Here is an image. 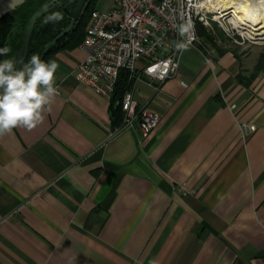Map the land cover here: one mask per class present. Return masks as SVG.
<instances>
[{
  "label": "crops",
  "instance_id": "0c3cea01",
  "mask_svg": "<svg viewBox=\"0 0 264 264\" xmlns=\"http://www.w3.org/2000/svg\"><path fill=\"white\" fill-rule=\"evenodd\" d=\"M84 58L53 54L51 110L0 137V264H264V74L189 47L175 77L133 85L160 118L142 141L112 136L110 99L75 80Z\"/></svg>",
  "mask_w": 264,
  "mask_h": 264
},
{
  "label": "built area",
  "instance_id": "2783aa9c",
  "mask_svg": "<svg viewBox=\"0 0 264 264\" xmlns=\"http://www.w3.org/2000/svg\"><path fill=\"white\" fill-rule=\"evenodd\" d=\"M111 1L114 7L108 13H91L79 46L85 58L74 72L79 85L108 99L114 93L120 72L128 73L130 86L121 101L123 120L113 129L112 136L135 129L142 141L153 135L160 118L145 107L138 109L132 87L144 79L149 86L158 88L175 77L181 57L175 43L183 39L177 31L180 24L192 23L195 39L190 47L199 50L196 25L205 29L216 26L235 43L236 36L243 42L254 43L248 38L247 26L235 17L238 0ZM208 50L209 54L214 52ZM241 131L246 136L253 129L242 124Z\"/></svg>",
  "mask_w": 264,
  "mask_h": 264
},
{
  "label": "trees",
  "instance_id": "16d2710c",
  "mask_svg": "<svg viewBox=\"0 0 264 264\" xmlns=\"http://www.w3.org/2000/svg\"><path fill=\"white\" fill-rule=\"evenodd\" d=\"M71 1L73 0H57V3H53V0H28L13 12L3 17L0 20V48L8 47L11 51L7 56L0 55V61L12 59L17 63V65L20 64L22 66L30 61L32 55L41 56L45 47L69 25L71 21V14L75 9V6L66 8V5ZM58 3L60 5H58ZM92 5L93 1L88 0V3L86 4L85 9L75 27L66 35V37H64L50 50L45 57L44 62H47V60L56 52L80 46L85 36V29L90 15L94 11V7ZM41 8H46L47 12L34 27L30 38L28 55L25 59H22L25 27L32 15ZM54 12L61 13L63 19L58 22L45 23V19ZM196 33L199 38L204 40V45H208L210 47L213 46L214 38L207 30H205V28L200 25H196ZM200 50L203 51L202 46L200 47ZM215 53L216 56L219 57L225 52L215 49ZM259 74H264V53L259 55L257 63L254 66V70L250 74L249 81ZM237 79L244 85L249 83H245L240 74L237 76ZM129 86L130 83L128 73L124 71L120 72L114 93L110 98L113 128L120 126L123 120L121 101L124 94L129 89Z\"/></svg>",
  "mask_w": 264,
  "mask_h": 264
},
{
  "label": "clouds",
  "instance_id": "9594fccd",
  "mask_svg": "<svg viewBox=\"0 0 264 264\" xmlns=\"http://www.w3.org/2000/svg\"><path fill=\"white\" fill-rule=\"evenodd\" d=\"M62 19L61 13L54 12L45 23ZM177 31L183 39L175 43V49L182 54L195 39L194 28L187 21ZM10 51L8 47L0 48V55L7 56ZM58 68L55 60L46 63L39 55H32L19 68L12 59L0 61V137L17 128L32 130L43 122L44 113L51 110L58 95L55 86Z\"/></svg>",
  "mask_w": 264,
  "mask_h": 264
},
{
  "label": "rangeland",
  "instance_id": "374dc122",
  "mask_svg": "<svg viewBox=\"0 0 264 264\" xmlns=\"http://www.w3.org/2000/svg\"><path fill=\"white\" fill-rule=\"evenodd\" d=\"M94 10H97L101 13H108L111 9H113L114 4L111 0H92ZM89 22V20H88ZM207 30L212 37L214 38L213 46L210 47L208 45H204V40L200 38V44L203 47V53L210 58L216 56L215 49H219L222 52H232L238 58V61L241 63V67L243 68V73L248 75L253 72L254 66L257 63L258 57L261 53H264V46L256 45L251 42H243L237 36L234 40L227 38L222 30L216 26H211V28L205 29ZM214 49V52L210 53L208 49ZM144 80V79H143Z\"/></svg>",
  "mask_w": 264,
  "mask_h": 264
},
{
  "label": "water",
  "instance_id": "95a60500",
  "mask_svg": "<svg viewBox=\"0 0 264 264\" xmlns=\"http://www.w3.org/2000/svg\"><path fill=\"white\" fill-rule=\"evenodd\" d=\"M28 0H0V20L13 12L15 9H17L19 6L24 4ZM53 3H57V0H53ZM88 3V0H73L69 4L66 5V8L75 6V9L73 13L71 14V21L67 28L60 33L56 38H54L44 49L42 52L40 58L44 61L47 54L50 52V50L58 43L60 42L66 35L72 31V29L75 27L76 23L79 21L86 4ZM58 5H60L58 3ZM47 9L41 8L37 12H35L30 20L28 21L25 31H24V39H23V53H22V59H25L29 52V46H30V38L33 32L34 27L36 26L37 22L46 14ZM18 68L21 67L20 64L17 65Z\"/></svg>",
  "mask_w": 264,
  "mask_h": 264
},
{
  "label": "bare ground",
  "instance_id": "6f19581e",
  "mask_svg": "<svg viewBox=\"0 0 264 264\" xmlns=\"http://www.w3.org/2000/svg\"><path fill=\"white\" fill-rule=\"evenodd\" d=\"M235 11L237 21L249 30L248 38L264 46V0H238Z\"/></svg>",
  "mask_w": 264,
  "mask_h": 264
}]
</instances>
